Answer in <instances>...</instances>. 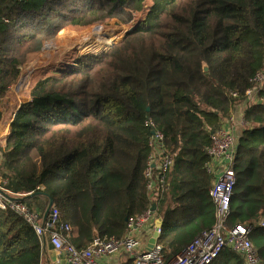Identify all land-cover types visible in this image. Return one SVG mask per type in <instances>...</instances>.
<instances>
[{
  "label": "trees",
  "instance_id": "trees-1",
  "mask_svg": "<svg viewBox=\"0 0 264 264\" xmlns=\"http://www.w3.org/2000/svg\"><path fill=\"white\" fill-rule=\"evenodd\" d=\"M108 19L131 28L29 87L0 147V176L14 197L36 193L22 202L41 214L50 198L55 228L77 249L93 230L121 238L154 205L167 261L215 222L206 149L264 70V0H0V120L11 84L46 41ZM243 121L227 225L252 227L264 261V82ZM153 132L173 159L158 192L146 187ZM189 142L191 160L181 156ZM44 246L0 209V264H40ZM213 264L245 263L225 247Z\"/></svg>",
  "mask_w": 264,
  "mask_h": 264
},
{
  "label": "built area",
  "instance_id": "built-area-1",
  "mask_svg": "<svg viewBox=\"0 0 264 264\" xmlns=\"http://www.w3.org/2000/svg\"><path fill=\"white\" fill-rule=\"evenodd\" d=\"M264 82V70L258 72L254 78L253 86L246 91L244 108L239 123L243 126V114L246 107L257 101L258 92ZM28 85L26 77L23 76L17 82V90L22 91ZM234 114L228 117L217 131L211 134V144L206 149L211 160L206 164L207 171L214 175L209 196L215 208V222L209 229L197 234L189 244L170 260H165L162 247L157 243L161 232V219L154 214L151 208L144 211L136 219L128 223V230L124 236L117 239H94L84 249H77L68 243L63 234L55 228L58 222V211L51 206L45 220L39 210L28 207L22 201L12 200L0 192V209L13 210L26 222L30 224L35 234L43 242L50 244L56 253V261L65 257L67 264H106L104 259L117 255L121 252L131 257L132 264H213L221 250L228 247L239 253L245 264H264L254 248L250 234L252 227L243 224L228 226L227 220L230 215V199L236 181L233 171L234 153L236 150L237 128ZM151 153L147 160L146 176L147 189L158 192L163 190L166 173L173 165V159L165 151L163 136L160 132H153L149 140ZM5 181L0 176V190L8 196L14 195L4 188ZM150 226L153 232H157V238L151 248L147 244L142 245L135 231ZM264 226V221L261 222ZM61 229L70 231L68 224ZM135 232V233H134ZM148 243V242H147Z\"/></svg>",
  "mask_w": 264,
  "mask_h": 264
},
{
  "label": "rangeland",
  "instance_id": "rangeland-1",
  "mask_svg": "<svg viewBox=\"0 0 264 264\" xmlns=\"http://www.w3.org/2000/svg\"><path fill=\"white\" fill-rule=\"evenodd\" d=\"M130 28V24L121 25L115 19H108L82 29H60L53 39L42 45L38 55L26 64V67H22L21 77L25 76L28 82L26 88H22L23 94L26 95L25 92L37 80L50 74L51 68L56 67L62 70L71 63L73 59L71 56L76 53L78 55L98 54L91 49L101 46L107 47L111 43L118 42ZM89 50L92 52H88ZM17 82L13 88L17 89Z\"/></svg>",
  "mask_w": 264,
  "mask_h": 264
},
{
  "label": "crops",
  "instance_id": "crops-1",
  "mask_svg": "<svg viewBox=\"0 0 264 264\" xmlns=\"http://www.w3.org/2000/svg\"><path fill=\"white\" fill-rule=\"evenodd\" d=\"M26 67V66H25ZM23 69V68H22ZM21 69V72H22ZM21 77V73H20ZM20 77L11 84L8 94L2 100V118L0 120V147H3L6 142V138L9 135V125L12 120V117L16 110L19 108L20 104L29 100L28 90L25 92L26 95L23 94L22 91H18L13 85L20 79ZM243 102L240 103L234 110L233 114L236 119L237 130H239L242 125L239 123L240 118L242 116V109L244 108ZM187 147L182 151L181 156L185 159L191 160L194 153V146L187 143ZM138 239L142 242V245L147 244L149 238L153 234V229L150 226H144L139 231H135ZM134 232V233H135ZM43 252L40 259V264H67L65 257L62 255L59 259V262L56 261V253L53 252L51 246L48 242L44 244ZM131 257L126 253H119L114 256H110L104 259L106 264H132Z\"/></svg>",
  "mask_w": 264,
  "mask_h": 264
},
{
  "label": "water",
  "instance_id": "water-1",
  "mask_svg": "<svg viewBox=\"0 0 264 264\" xmlns=\"http://www.w3.org/2000/svg\"><path fill=\"white\" fill-rule=\"evenodd\" d=\"M111 47V46H110ZM204 70H206V67H204ZM0 192L2 194H4L6 197H9L10 199L12 200H17V201H23L25 198H29V197H32L34 196L36 193H30V194H27L25 196H22V197H11V196H8L6 193H4L2 190H0ZM52 206V200L49 198V201H48V204H47V207L44 211V214H43V220L46 219L48 213H49V210H50V207ZM151 209L153 210L154 209V205H152ZM157 232H153L152 236L149 238L148 240V243H147V248H151L155 242V239L157 238ZM93 238L94 239H97V232L96 230H93Z\"/></svg>",
  "mask_w": 264,
  "mask_h": 264
},
{
  "label": "bare ground",
  "instance_id": "bare-ground-1",
  "mask_svg": "<svg viewBox=\"0 0 264 264\" xmlns=\"http://www.w3.org/2000/svg\"><path fill=\"white\" fill-rule=\"evenodd\" d=\"M112 45H113V43L109 44L107 47H110V46H112Z\"/></svg>",
  "mask_w": 264,
  "mask_h": 264
}]
</instances>
